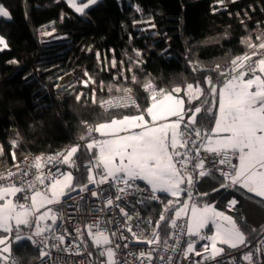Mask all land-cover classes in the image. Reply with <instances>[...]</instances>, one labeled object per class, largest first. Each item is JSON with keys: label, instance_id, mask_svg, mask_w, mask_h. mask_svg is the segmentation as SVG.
Returning <instances> with one entry per match:
<instances>
[{"label": "snow or ice", "instance_id": "1", "mask_svg": "<svg viewBox=\"0 0 264 264\" xmlns=\"http://www.w3.org/2000/svg\"><path fill=\"white\" fill-rule=\"evenodd\" d=\"M68 2L76 13L84 15L87 9L97 6L101 0H82L81 3H77V0H68ZM219 2L223 4L224 0ZM232 2L235 3L236 0ZM136 11L140 12L142 9L137 8ZM236 15L240 16V13ZM0 18L11 19L10 12L2 5H0ZM138 22L133 21L134 24ZM240 22L247 28L243 19ZM148 23L151 27H155L151 21ZM256 23L258 27L261 25L259 21ZM42 34L51 35L50 32ZM254 39L261 42L256 44L253 42ZM241 43L251 52L232 58L228 70H221L220 65L207 69L211 74L205 75L202 81L197 80L195 84L187 82L186 87L176 86L168 90L157 89L151 79L147 80L142 85L144 91L149 94L143 109L133 99L132 89L129 87H118L116 91L122 92L123 95L101 101L100 106L105 109L135 107L138 114H125L122 118L114 117L109 122L88 127L87 136L80 137L82 141L88 140L85 147L89 153L96 150L93 157L95 163L87 167L86 183L76 184L73 172L62 171L59 167L60 165H66L68 168L76 167L73 157L81 150L79 143L65 152L46 158L36 156L34 164L29 166L35 169V172L31 173L32 178H28L29 170L20 169L19 165H16L18 172L0 173V182H3L0 183V233L7 234L0 235V264H10L9 257L13 252V245L22 249L29 242L40 252L39 264H44L45 258L51 257V252L47 250L49 240L57 242L53 245L55 248L65 240L64 235L55 234L62 227L58 221L63 219L64 200H71L73 193L80 192L90 193L94 198L104 196L106 206L109 208L113 206L114 200L123 203L125 195L147 193L138 201L145 204L159 200L164 207L156 226L160 227L163 222L166 231L170 219L171 228L175 230L174 251L180 248V237L187 235L186 248L183 250L185 259H188L189 254L192 253L198 257L202 255L196 250L199 241L210 242L211 255L205 259L211 260H216L224 254V248L218 247V244L227 245L231 249L245 245L246 237L231 215L217 210L214 204L205 203L201 206L193 200L194 184L199 178L212 175L214 172H218L222 180L218 188L212 189L213 192H219L221 189L246 190L247 193H254L256 197L264 198V52L261 51L264 50V30L255 37L249 35L243 38ZM6 49H9V44L6 38L0 35V52ZM89 51L91 52V49ZM133 51L137 59L129 57V66L126 69L129 73L134 72L133 65L139 69L143 64V60L140 59L141 52L135 49ZM95 55L99 61L100 52L97 51ZM258 55L260 58L253 61L252 58ZM6 63L19 62L13 59ZM119 63L121 65L119 74L113 79L123 77L127 81L129 77L124 74L123 67L125 62ZM188 63L194 65L198 62L189 60ZM116 67L117 60L113 57L101 70L108 71ZM192 71L196 72L197 68L193 67ZM84 75L88 77V80L83 81L85 87L89 82L96 83L87 70ZM27 78L24 77L25 80ZM131 82L133 84L138 82L135 74L131 76ZM100 84L103 87V81ZM202 84L206 85V88L202 87ZM55 87L60 86L55 85ZM109 91L111 92L112 89L109 88ZM182 92L187 97L188 106L180 95ZM81 95L76 96L77 101H80ZM95 95L96 90L92 89L93 103H96ZM201 97H211L212 108L217 107L218 97V112L204 107L209 100L205 98L201 101ZM193 101H201L200 106ZM198 114H201V120L211 116L208 123L210 125L214 121V127H208L202 132L203 125L198 126ZM93 133H99L100 138L93 137ZM18 145V139L10 141L13 161L16 160L14 149ZM201 149L209 154L207 169L205 160L200 157ZM4 151L3 145H0V155H3ZM45 160L49 164L56 165L55 171L51 168L47 172L44 171L42 162ZM233 160L237 163H233ZM13 177H16V180H13ZM137 181L143 182L145 187L141 188ZM89 185L97 188L107 185V188L98 192L89 188ZM112 189H115L114 193ZM159 193L173 198L186 194L187 202L181 204L179 199H167L165 204ZM196 195L207 197L209 193H196ZM21 198L23 203L20 202ZM237 203L235 197L228 202L229 206H235ZM115 206L123 214L127 232L135 238L137 233L133 231L131 224L127 223L133 219V216L125 210L127 205ZM71 207L70 204L69 208ZM189 207L191 212L187 222L178 223L183 221L184 216H188ZM171 213H174L175 219H171ZM125 224L119 227H124ZM209 225L214 226V234L208 235L202 232ZM94 227L97 228L94 236L95 245L98 248L106 246L99 252V256L106 257V261L100 260L99 264H121L116 258L115 249H127L128 244L121 245L117 242L114 249L109 246L113 244V240L105 235L98 225L88 226L89 235H92L91 230ZM136 228L142 233L147 230L141 228L140 223L136 224ZM117 231H113L111 235L116 237ZM76 232L80 233V229L77 228ZM127 239L128 237L122 232L118 236V240ZM139 242L149 245L154 242L159 243V235L153 231L152 238ZM203 250L205 253L208 252L209 244H204ZM153 251L155 249H151L147 254L140 252L139 256L148 259L151 264ZM128 254L133 255L131 252ZM88 255L91 253L89 252ZM242 258L252 264L250 253L243 254ZM26 259L30 264L31 258L19 254L11 264H26ZM160 259L164 261L165 257L161 255ZM123 264H128L127 260H124ZM166 264H174L172 257L167 258Z\"/></svg>", "mask_w": 264, "mask_h": 264}, {"label": "trees", "instance_id": "2", "mask_svg": "<svg viewBox=\"0 0 264 264\" xmlns=\"http://www.w3.org/2000/svg\"><path fill=\"white\" fill-rule=\"evenodd\" d=\"M0 4L11 14V19L0 18V35L9 44V49L0 52V145L5 150L0 155V170L31 153L64 152L79 143L81 150L73 157L76 167L69 168L78 185L86 183L88 163L95 154L94 150L87 151L88 140H80L82 135L87 136L88 127L114 117L122 118L125 114H138L135 107L105 109L100 106L103 99L123 94L116 91L118 87H129L143 109L149 94L142 85L147 80L151 79L158 88L170 90L176 86L186 87L187 82L202 81L205 75L211 74L207 69L216 65L228 70L232 58L251 52L241 43L242 39L260 35L264 30V0H236L235 3L224 0L223 4L219 0H101L84 15L74 12L65 0H0ZM137 8L142 11H136ZM241 19L247 28L241 24ZM134 20L139 22L134 24ZM258 21L261 22L259 27ZM43 32L51 35H43ZM253 42L261 41L254 39ZM133 49L141 52L143 64L139 69L133 65L134 72L129 73L126 71L129 57L137 59ZM97 51L101 54L99 61ZM113 57L117 67L102 71ZM258 58L259 55L252 59ZM13 59L19 63H6ZM189 60L198 63L190 65ZM120 61L125 62L127 81L123 77L113 79L119 74ZM193 67L197 68L196 72L192 71ZM86 70L96 80L87 87L83 84L88 80L84 75ZM133 74L137 76L136 84L131 82ZM213 78L215 81V76ZM201 86L206 88V85ZM92 89L96 90V103H93ZM77 95H81L80 101L76 100ZM180 95L188 106L187 97L183 92ZM205 98L209 103L204 107L218 112V97L216 108H212L211 97H201V101ZM201 101L193 103L200 106ZM200 115L197 120L198 126L203 125L202 132L214 127V121L208 123L211 116L201 120ZM14 139L19 140L14 149L15 161L10 147ZM67 168L64 165V170ZM221 180L222 177L215 174L198 179L194 200L200 205L214 204L231 214L246 236L245 245L237 249L251 244L256 254L252 264H264L261 243L264 198L246 190L213 192ZM203 192L209 195H196ZM162 195L165 201L170 199ZM233 197L238 203L229 206ZM184 199L183 195L181 203ZM163 206L154 204L147 209L153 208L157 216ZM168 229L169 226L163 230L164 235L168 234ZM233 250L236 249L227 248V251ZM12 254L15 258L19 254L31 258L30 264L40 257L31 242L22 249L13 245ZM237 264L249 262L240 258Z\"/></svg>", "mask_w": 264, "mask_h": 264}, {"label": "built area", "instance_id": "3", "mask_svg": "<svg viewBox=\"0 0 264 264\" xmlns=\"http://www.w3.org/2000/svg\"><path fill=\"white\" fill-rule=\"evenodd\" d=\"M157 89L159 88L157 87ZM121 95L110 96L103 99L102 101L114 99ZM132 97L133 99H135L133 95ZM110 108L112 107H107V109ZM92 136H94V133L92 134ZM61 152L63 151L44 155L41 153H31L22 161L15 163L9 168L0 170V173L18 172L19 169H17L16 165H19L20 169L29 170L28 178H32L31 173L35 172V169L30 168L29 166L31 164H34V158L36 156H43L46 158L47 156L55 155ZM194 154L195 153H193V155ZM200 157L201 159L205 160V167L207 169V159L209 157V154L205 153L203 149H201ZM233 163H237V161L233 160ZM42 166L44 167L45 172H47L49 168H51L52 171H55L56 167V165L47 163L46 160L42 162ZM59 167H61L62 171H65L64 165H60ZM213 174L220 177L218 172H214ZM13 180H16V177H13ZM137 183L140 184L141 188L145 187L143 182L137 181ZM195 185L196 183L193 187V200L195 197ZM89 188H92V190H96L99 192L101 189L107 188V185H101L99 186V188L93 185H89ZM111 191L114 193L115 189H112ZM146 194L147 193L139 195H125L123 203L114 200L113 206L109 208L106 206V201L104 199V196L102 195L94 198L91 197L90 193L86 192H80L79 194L73 193L71 200H64L63 219L58 221V223L61 224L62 227L55 233L56 235H64V243L59 245L58 248H55L53 247V245L57 242L51 239L49 240L47 250L51 252V257L45 258L44 264H99L100 260L106 261V257L102 258L99 256V252L102 251L106 246H101L98 248L95 245L94 236L97 232V228H92V235H89V225H98L99 229L103 230L104 234L108 235L109 238L113 240V244L109 246L113 247L114 249L115 243L117 242L121 245L125 243L128 244L129 247L127 249H115L117 252L116 258L121 261V264H123L124 260H127L128 264H141V260H143V264H150L148 259L140 257L139 254L140 252H145L147 254V252L151 249H155V251L152 252L151 264H166L167 258L169 256L172 257L174 264H217V261H219V264H237L240 258L243 259L242 257L245 253H250L252 255V259L256 255L255 251L251 249L252 246L250 244L242 249L225 252L222 256L217 257L216 260L205 259V257L211 255V251L205 253L203 249L196 248V250L200 251L202 255L198 257L194 253H192L189 254L188 259H185L183 250L186 248V241L188 239L187 235L185 234L180 237V248L179 250L174 251L173 248L176 244V239L174 238L175 230L171 228L170 219L168 222V234L164 235L162 222L160 227L156 226V222L159 220V215L163 210L156 216L153 208L147 209L148 206L152 207V205L161 204V202L159 200L150 201L147 204L138 202L139 200H142V197ZM19 195L20 194H18V196ZM158 195L161 196L160 194ZM20 202H24L22 198L20 199ZM70 204L72 205L71 208H69ZM116 204H120L121 207H125L127 205L125 210L133 216L132 221L127 223H130L133 227V231L137 233V236L135 238L132 237L131 233L127 232V225L125 224L123 214L119 212V208L115 206ZM136 213H138L139 215L137 216ZM171 219L175 218L171 217ZM180 222L186 223L187 218H183V221H178V223ZM137 223H140L141 228H146L147 230L142 233L139 229L136 228ZM121 224H125V226L119 227V225ZM77 228L80 229V233L76 232ZM65 229H67V231H65ZM113 231H117L116 237L111 235ZM153 231L158 233L159 243L154 242L153 244L149 245L145 242H139L147 238H152ZM121 232L128 237L127 240H118V236ZM261 237H263L261 243L262 247L264 248V233L261 235ZM64 249H67V251H65ZM165 249H167V251H165ZM34 250H36L40 255L38 249L34 248ZM89 252L91 253V255H88ZM129 252L133 253V255H129ZM161 255L165 257L164 261L160 259ZM15 259L17 258H15L13 254H11L9 257L10 264ZM32 264H39V259Z\"/></svg>", "mask_w": 264, "mask_h": 264}, {"label": "rangeland", "instance_id": "4", "mask_svg": "<svg viewBox=\"0 0 264 264\" xmlns=\"http://www.w3.org/2000/svg\"><path fill=\"white\" fill-rule=\"evenodd\" d=\"M67 3H68V5L70 6V4H69V2H68V0H65ZM82 2V0H77V3H81ZM1 5V4H0ZM3 6V5H2ZM71 7V6H70ZM72 8V7H71ZM7 9V8H6ZM73 9V8H72ZM8 10V9H7ZM74 10V9H73ZM88 10V9H87ZM86 10V11H87ZM85 11V12H86ZM75 12V11H74ZM78 14V13H77ZM81 15V14H80ZM256 56H254L253 57V59L255 58ZM259 59V58H258ZM257 60V59H256ZM255 61V60H254ZM121 95V94H120ZM123 95V94H122ZM146 119H147V117H146ZM109 122V121H108ZM134 131H138V130H134ZM93 137H95V138H100V136H99V133H97V134H95L94 133V136ZM94 151H95V153H96V150L94 149ZM65 152V151H64ZM95 163V161H94V158L92 159V161L90 162V163H88V166H90V165H92V164H94ZM65 171H70V169L69 168H67ZM162 197H163V199L165 200V198H164V196L162 195L163 193H159ZM183 195H184V202H187V197H186V195L185 194H182L180 197H178V198H173V197H170V199H173V200H175V199H179L180 200V198H182L183 197ZM13 199H15V198H13ZM184 202H182V203H184ZM167 203V201H165V204ZM181 203V204H182ZM180 205H178L177 207H179ZM202 206V205H201ZM215 206V205H214ZM216 207V206H215ZM216 209L217 210H220V209H218L217 207H216ZM41 211H43V209H41ZM220 211H222V210H220ZM190 212H191V208L189 207V213H188V216H184L183 218H187L188 219V217L190 216ZM225 212V211H224ZM225 214L226 215H231V214H229V213H227V212H225ZM232 216V215H231ZM233 217V216H232ZM172 218H175V216H174V213L172 214ZM233 219H234V217H233ZM202 232L203 233H205V234H208V235H211V234H214V226H212V225H209V227L207 228V229H204V230H202ZM0 235H7V234H3V233H0ZM245 235V234H244ZM246 237V236H245ZM193 239H195V238H193ZM204 244H209V251H211V248H210V242L209 241H207V240H205V241H199L197 244H196V248L197 249H203V245ZM218 247H223L224 248V253L225 252H229V251H227V248H229L227 245H220V244H218L217 245ZM240 247V246H239ZM238 247V248H239Z\"/></svg>", "mask_w": 264, "mask_h": 264}]
</instances>
